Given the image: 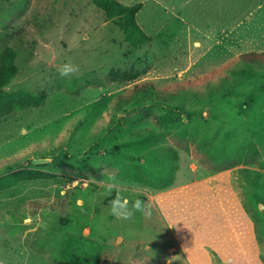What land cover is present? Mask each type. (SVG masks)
I'll return each mask as SVG.
<instances>
[{"label":"rangeland","instance_id":"1","mask_svg":"<svg viewBox=\"0 0 264 264\" xmlns=\"http://www.w3.org/2000/svg\"><path fill=\"white\" fill-rule=\"evenodd\" d=\"M120 1L143 3L140 45L92 0H0L6 90L46 96L0 117V264H59L69 233L99 264H264V0Z\"/></svg>","mask_w":264,"mask_h":264},{"label":"trees","instance_id":"2","mask_svg":"<svg viewBox=\"0 0 264 264\" xmlns=\"http://www.w3.org/2000/svg\"><path fill=\"white\" fill-rule=\"evenodd\" d=\"M93 3L100 8L106 16L116 14L114 19L116 25L123 31L124 40L131 46L140 45L147 39V33L138 21V12L142 9L143 3L138 1L134 4H124L120 0H92ZM16 50L7 46L0 51V117H3L12 111L26 106H40L46 96H37L32 91L17 90L10 92L6 87L11 83L12 79L18 72V67L15 63ZM110 74L113 77L123 75L124 77L132 78L136 76L131 71L111 68ZM24 167L22 170H27L28 173H23L21 178L33 179L40 178L41 174L35 167ZM16 174V172H12ZM6 177V176H5ZM21 179L20 177H18ZM18 179V180H19ZM10 183H5L0 179V188H3ZM166 185L165 188H169ZM116 198L113 195L112 199ZM111 199V200H112ZM69 222V220H67ZM105 242L98 241L92 235L83 233H69L62 242V249L59 257V264H99L101 252Z\"/></svg>","mask_w":264,"mask_h":264},{"label":"clouds","instance_id":"3","mask_svg":"<svg viewBox=\"0 0 264 264\" xmlns=\"http://www.w3.org/2000/svg\"><path fill=\"white\" fill-rule=\"evenodd\" d=\"M78 70V66L62 65L57 71L59 75L63 77L74 74ZM112 179L115 180V177H112ZM110 210L112 215L121 219L129 218L134 212H140L146 217L151 215L150 208L144 203V201L139 199L135 200L131 204V207H129L127 200L113 198L110 201Z\"/></svg>","mask_w":264,"mask_h":264},{"label":"crops","instance_id":"4","mask_svg":"<svg viewBox=\"0 0 264 264\" xmlns=\"http://www.w3.org/2000/svg\"><path fill=\"white\" fill-rule=\"evenodd\" d=\"M262 170H263V173H264V168H262ZM208 176H210V175L205 174V175L200 176L199 179H201V180L194 179V178H192V179H193V181H196L197 188H202V187H200V185H198L199 184L198 182L203 181V179L209 178ZM191 184H188V183L184 182V183H182L180 185V187L183 188L184 186H189V185L191 186ZM172 188L174 189L176 187L175 186H170L169 188H165V189H162V190H157L155 193H152L153 194L152 197L155 198L156 196H159V197L162 198L165 194H168L169 193L168 191L172 190ZM160 202L162 203L161 200H160ZM245 215H246L245 220H247V222H248L247 223V229H249L250 233H251V240H252V242L259 244L258 243L259 241H257L256 233H255L256 224H255L254 220L252 219V217L249 216V214H247L246 210H245Z\"/></svg>","mask_w":264,"mask_h":264},{"label":"water","instance_id":"5","mask_svg":"<svg viewBox=\"0 0 264 264\" xmlns=\"http://www.w3.org/2000/svg\"><path fill=\"white\" fill-rule=\"evenodd\" d=\"M36 162H41L42 160H39V159H37V160H35Z\"/></svg>","mask_w":264,"mask_h":264}]
</instances>
